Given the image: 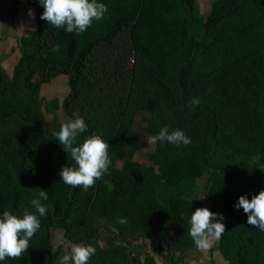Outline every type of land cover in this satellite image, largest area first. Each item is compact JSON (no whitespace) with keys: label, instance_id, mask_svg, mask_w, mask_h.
Masks as SVG:
<instances>
[{"label":"rangeland","instance_id":"rangeland-1","mask_svg":"<svg viewBox=\"0 0 264 264\" xmlns=\"http://www.w3.org/2000/svg\"><path fill=\"white\" fill-rule=\"evenodd\" d=\"M211 1L105 0L108 12L76 34L79 45L115 21L119 30L89 51L70 91L65 74L42 79L45 63H64L56 28L48 26V47L35 62L33 1L0 0V195L13 190L18 203L12 213L22 216L39 188L47 191L41 201L47 215L31 242L36 248L48 242L52 264L71 244L96 247L88 264H264V232L234 207L240 195L251 199L264 189V26L225 35L201 71L207 82L194 110L187 107L193 95L183 96L176 84L187 44L195 47L191 74L197 67ZM256 17L249 4L230 21ZM231 61L220 74L218 65ZM220 92L228 99L218 105ZM73 113L87 125L78 142L96 133L109 143V171L87 191L59 176L74 162L53 133ZM165 125L184 131L191 143L147 145L144 137ZM197 207L224 216L225 232L206 251L188 233ZM121 217L125 224L118 223ZM0 264L28 263L22 257Z\"/></svg>","mask_w":264,"mask_h":264},{"label":"clouds","instance_id":"clouds-1","mask_svg":"<svg viewBox=\"0 0 264 264\" xmlns=\"http://www.w3.org/2000/svg\"><path fill=\"white\" fill-rule=\"evenodd\" d=\"M38 3L43 7L40 19L57 29L76 34L87 31L94 21L103 19L108 12L107 5L98 0H38ZM28 16L35 19V13L31 9L28 10ZM59 47L55 45L53 50L58 51ZM199 103V98L193 97L187 107L194 110ZM73 116L74 119H67L61 124L59 131L53 133V138L74 162L73 166H62L59 176L64 184L73 188L82 187L87 191L109 171V143L96 133L78 142L79 135L87 131V125L78 113H73ZM144 139L147 145L167 142L180 147L191 143V138L184 131H170L167 125L161 127L155 135ZM47 199V191L39 188L38 196L30 200L31 209L24 208L22 216L7 210L0 215V261L19 260L28 252L30 240L41 227L40 217L47 215L48 206L41 202ZM234 207L237 210L243 209L248 225L264 232V189L253 194L251 199L247 195H240ZM223 220L222 213L213 212L207 207H197L192 211L188 220V233L198 250L210 249L213 242L221 238L226 230ZM126 222L123 217L118 219L120 224ZM96 251V247L91 244H71L58 264H88Z\"/></svg>","mask_w":264,"mask_h":264},{"label":"trees","instance_id":"trees-1","mask_svg":"<svg viewBox=\"0 0 264 264\" xmlns=\"http://www.w3.org/2000/svg\"><path fill=\"white\" fill-rule=\"evenodd\" d=\"M35 5L36 19L39 33V49L35 51V62L45 55L49 42V25L45 20L40 19L43 12V7L38 3V0H32ZM105 0H98L104 3ZM252 5L257 11V16L251 21L238 23L230 21V18L240 9L247 5ZM210 13L205 20L204 28L206 30V40L199 48L197 54V67L194 69V74H191V67L194 56V46L187 44L183 47V58L179 64L176 73V84L182 89V95L187 94L196 97L201 92L202 86L207 82L201 71L210 62L215 55L217 49L224 41L225 35L228 32L236 31L238 33L247 32L255 29L257 26H264V2L263 0H212ZM119 30L117 21L113 22L109 31L105 34H98L83 44L79 45L76 33L65 32L63 29L56 28V36L63 43L64 63L54 65L53 63H45L43 68L42 79L46 80L55 74H65L68 78L70 91L74 90L77 79L84 67V61L91 49L98 44L107 43ZM233 66V61L224 65H218L220 74L230 70ZM197 72V73H196ZM194 76V77H190ZM220 97L217 104H225V99H228L224 93L220 92ZM224 96V97H222ZM211 115V125L214 127L213 119L215 117V107L208 108ZM120 137L119 128L116 129L113 137V143H116ZM17 197L13 190L7 191L4 195H0V212L5 210L12 212L17 206ZM37 248L30 240V248L24 253V259L28 264H52V256L50 245L47 241H39Z\"/></svg>","mask_w":264,"mask_h":264}]
</instances>
